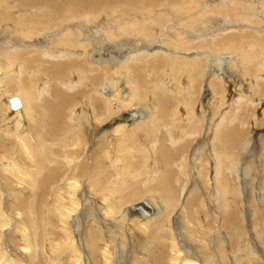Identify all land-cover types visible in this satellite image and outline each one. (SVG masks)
<instances>
[{
  "label": "bare ground",
  "instance_id": "6f19581e",
  "mask_svg": "<svg viewBox=\"0 0 264 264\" xmlns=\"http://www.w3.org/2000/svg\"><path fill=\"white\" fill-rule=\"evenodd\" d=\"M255 191L264 0H0V264H264Z\"/></svg>",
  "mask_w": 264,
  "mask_h": 264
},
{
  "label": "rangeland",
  "instance_id": "374dc122",
  "mask_svg": "<svg viewBox=\"0 0 264 264\" xmlns=\"http://www.w3.org/2000/svg\"><path fill=\"white\" fill-rule=\"evenodd\" d=\"M252 50L251 47L248 45V48H247V51H250ZM243 75V74H241ZM245 84L247 86V88H249V84H251V81L246 78L245 79ZM230 92H233L232 89L229 90ZM248 91H251V88L248 89ZM254 100V99H253ZM251 100V101H253ZM249 101V102H251ZM249 121H247L246 123H248ZM252 124L248 125L249 126V129L253 127V129L255 128V123L251 121ZM107 141V139L105 140ZM96 142V140H95ZM94 149L97 147V145H93ZM250 156L252 157V159L254 160V154H251L250 153ZM255 196H254V203H255V207L254 208H250V203L252 201V199L250 198L249 202L247 201L248 205H247V209L245 211H242L243 212H246V213H250L248 209H252V212H253V216L256 215L257 213H264V199L262 198H259L257 199L256 198V195H260L259 194V191H255ZM264 196V195H263ZM253 216H245V219L243 221H241L239 224L241 226V229H242V237L244 238V241L246 242V245H249L250 244V241L251 239L250 238H255V231L252 230H248L249 227L251 226V221L253 219ZM112 223H116V222H112ZM72 226V225H71ZM68 228L71 230V232L73 231V229L71 227L68 226ZM244 229H245V232H244ZM120 228L119 227H115V232L119 231ZM252 249L254 252H255V249L253 248H250ZM242 255V257L239 258L238 260V264H243L244 262L245 263H248L250 264V260H253L254 258L251 256V254L249 252H246V249H243V251H240ZM232 256V254H231ZM113 260L115 261V259L113 258Z\"/></svg>",
  "mask_w": 264,
  "mask_h": 264
},
{
  "label": "water",
  "instance_id": "95a60500",
  "mask_svg": "<svg viewBox=\"0 0 264 264\" xmlns=\"http://www.w3.org/2000/svg\"><path fill=\"white\" fill-rule=\"evenodd\" d=\"M11 103H12L13 106L17 105V101L16 100H12Z\"/></svg>",
  "mask_w": 264,
  "mask_h": 264
}]
</instances>
